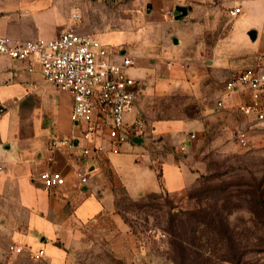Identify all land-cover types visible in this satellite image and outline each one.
Masks as SVG:
<instances>
[{
  "label": "crops",
  "instance_id": "1",
  "mask_svg": "<svg viewBox=\"0 0 264 264\" xmlns=\"http://www.w3.org/2000/svg\"><path fill=\"white\" fill-rule=\"evenodd\" d=\"M179 1L140 0L148 12L188 7L186 17H174L179 22L174 49L160 36L147 38L143 47L144 36L154 37L153 21L130 38L100 37L114 49L123 47L119 56L134 59L127 73L140 83V93L126 122L139 113L147 127L144 137H132L117 150L108 139L97 138L89 144L101 150L81 156L88 143L80 140L81 128L71 119L72 94L47 83L39 65L30 72L25 61L0 54V264H92L90 256L149 264L146 245L117 210L115 188H124L133 200L160 193L161 171L173 197L199 181L205 161L197 156L208 137L227 140L235 129L264 124L237 111L251 100L248 87L229 91L225 86L237 72L264 73V0ZM91 6L92 0H0V36L52 39L68 25L93 33ZM233 7L241 8L236 16L229 14ZM154 21L162 27L169 22ZM174 56L190 61L166 62ZM182 93L195 97L200 117L168 116L150 104ZM55 137L74 138L77 147H54ZM46 170L60 171L65 184L46 188L40 177ZM79 172L88 176L86 183ZM39 249L45 255L37 260L32 254Z\"/></svg>",
  "mask_w": 264,
  "mask_h": 264
},
{
  "label": "rangeland",
  "instance_id": "2",
  "mask_svg": "<svg viewBox=\"0 0 264 264\" xmlns=\"http://www.w3.org/2000/svg\"><path fill=\"white\" fill-rule=\"evenodd\" d=\"M196 1L200 0H190L192 4ZM210 1L211 3H218L221 0ZM187 2L189 0L179 1V3ZM174 10L175 6L172 5L148 12L146 3L143 2L141 4L140 0H92V6L89 11L91 18L89 24L93 25V33L99 37L117 34L125 39L131 37L129 33L145 30L150 23L149 21H153L155 28L149 30L154 32V37L144 36L143 38L145 39L142 45L143 43L146 44L147 38L156 40L155 37L159 38L160 36V40L166 37L168 48L174 49V46H172L174 44L173 41L179 39V22L174 21ZM154 20L169 22H165V27H162ZM132 36H135V33ZM143 47L141 50H143ZM172 61L186 64L190 61V58L180 60L174 56L173 60H166L167 63ZM153 103L159 106V109L164 110L168 116L197 118L202 115L201 108L195 97L187 93L173 95L164 100L156 99L151 101L150 104ZM247 128L250 135L247 145L238 143L236 129L235 133L231 134V137L227 140H213L211 136L207 138L205 141L207 147L204 153L197 156V158L205 161L199 181L191 189L173 197L170 196L174 208L171 207L172 204L167 199L161 197L145 198L139 202L141 205L134 209H131L132 204H130L128 207L129 212L126 213L128 218L135 224L137 233L146 245V251L149 254L147 263L175 264L173 263V254L171 249H169L168 243L170 237V232L167 229V226L170 225L169 212L174 210H194L203 194H198L196 197L191 198L189 193L192 191L196 192L203 185L210 186L216 183H225L229 186L227 189L228 194H237L231 197L232 202L235 204L229 208L227 205V208H220L224 233L234 235L233 237L238 243L246 244L253 241L259 245L263 240L264 210L256 208V214L262 216L257 219L255 214L251 212L253 201L249 192L256 191L258 194L259 191L256 187L261 184L260 190L263 191L264 196V124ZM209 195H212L209 198L211 203L215 201L218 204H220V201L222 203V197L216 193ZM225 199L229 200L230 196L226 194ZM145 201L146 204L143 205L142 203ZM180 216V214L173 216L176 218L174 224L181 225L182 218ZM255 219L256 222H253L252 220ZM160 232L164 233L165 236H159ZM204 240L210 241L201 247L206 250L205 258L221 262L223 251L227 247L226 242L222 241L221 237H218L216 231L208 232ZM248 257L257 260L256 264H264V252L254 251L248 254ZM89 259L92 264H111L108 261H96L95 256H90Z\"/></svg>",
  "mask_w": 264,
  "mask_h": 264
},
{
  "label": "built area",
  "instance_id": "3",
  "mask_svg": "<svg viewBox=\"0 0 264 264\" xmlns=\"http://www.w3.org/2000/svg\"><path fill=\"white\" fill-rule=\"evenodd\" d=\"M240 12V7L229 9L231 16ZM121 50L123 47L114 49L96 34L77 32L73 25L64 27L52 39L39 37L20 41L0 36V54L25 61L30 72L39 65L47 83L72 94L71 119L81 128L80 140L88 143L81 148V156L86 157L101 150V147L89 144L94 139H108L117 150L132 137L147 134L144 118L139 113L132 123L126 122L127 113L136 107L140 83L127 73V69L134 65V59L129 55L119 56ZM225 86L229 91L238 86L248 87L251 100L240 105L237 111L252 114L258 122L264 123V73L243 70L233 74ZM2 112L3 109H0ZM193 137L195 135L192 133L190 138ZM236 139L240 145H247L250 140L248 128H239ZM52 145L70 149L77 147L74 138L66 137L53 138ZM185 149L186 145H183L182 150ZM78 174L82 183H86L88 176L82 172ZM40 177L46 188L61 186L66 182L60 171L46 170ZM159 236L165 234L160 232ZM21 250L16 248L17 252ZM32 255L39 260L45 255V250L39 249Z\"/></svg>",
  "mask_w": 264,
  "mask_h": 264
},
{
  "label": "trees",
  "instance_id": "4",
  "mask_svg": "<svg viewBox=\"0 0 264 264\" xmlns=\"http://www.w3.org/2000/svg\"><path fill=\"white\" fill-rule=\"evenodd\" d=\"M159 178L161 181V185L163 186V191L160 193H149L138 200L131 199L126 190L124 188H115L116 194V207L119 212H121L126 221H128L134 229V232L137 233L135 224L128 218L127 213L129 212L128 207L132 204V208H137L141 205L139 202L144 200L145 198H164L167 199L169 203L172 204L171 207L174 208V204L172 199L170 198L169 193L166 191L164 187V183L162 180V173L159 171ZM228 185L225 183H216L213 185H203L196 192L192 191L189 193L191 198L196 197L198 194L201 195L202 198L198 200L196 208L194 210L188 211H170L168 219L170 220V225L167 226L168 231L170 232L169 237V249H171V253L173 254V263L175 264H256L257 260H253L248 257V254L254 251L264 252V238L260 242V244H255L253 241L244 243H238L234 235H227L224 233V228L222 227V220L220 217V208H228L233 204L231 197L237 195L235 193L228 194L227 189ZM259 191L257 194L256 191H250V195L252 196L253 207L251 208V212L255 214V217L258 219L262 216L256 214V208L260 210H264V196L263 191L260 190L261 184L256 187ZM212 193H216L220 197H222V203L218 204L217 201L211 203L209 198ZM230 196V199H225V195ZM146 204V201L142 203ZM227 205V206H226ZM172 208V209H173ZM128 209V210H127ZM178 212V213H177ZM181 215L182 218L181 225L174 224L176 218L173 216ZM173 217V218H172ZM256 222L255 220H252ZM217 233L218 237H221V240L225 241L227 244L226 249L223 251V258H221V262L211 261L208 258H205L206 250H203L201 247L204 244L209 243L210 241L204 240L205 236L208 232ZM138 234V233H137ZM139 239L141 240L140 235L138 234ZM210 239V238H209ZM109 263L120 264L118 260L113 257L108 258Z\"/></svg>",
  "mask_w": 264,
  "mask_h": 264
},
{
  "label": "water",
  "instance_id": "5",
  "mask_svg": "<svg viewBox=\"0 0 264 264\" xmlns=\"http://www.w3.org/2000/svg\"><path fill=\"white\" fill-rule=\"evenodd\" d=\"M188 14V7L183 5H177L174 10V17L176 19H181L186 17ZM177 42V40H175ZM137 140L144 141L142 138H138Z\"/></svg>",
  "mask_w": 264,
  "mask_h": 264
}]
</instances>
